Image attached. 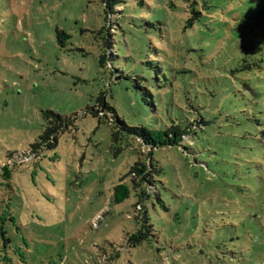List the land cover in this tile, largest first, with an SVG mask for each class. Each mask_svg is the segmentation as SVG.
Instances as JSON below:
<instances>
[{
  "label": "rangeland",
  "instance_id": "obj_1",
  "mask_svg": "<svg viewBox=\"0 0 264 264\" xmlns=\"http://www.w3.org/2000/svg\"><path fill=\"white\" fill-rule=\"evenodd\" d=\"M172 1L205 16L158 24ZM189 106L209 123L178 146L151 149L115 117L161 126ZM43 110L71 121L33 150ZM4 165L13 264H264V0H0ZM121 178L134 188L115 203Z\"/></svg>",
  "mask_w": 264,
  "mask_h": 264
},
{
  "label": "trees",
  "instance_id": "obj_2",
  "mask_svg": "<svg viewBox=\"0 0 264 264\" xmlns=\"http://www.w3.org/2000/svg\"><path fill=\"white\" fill-rule=\"evenodd\" d=\"M104 1L105 4L108 7H112L113 5L117 3H124L125 0H101ZM183 2H186L187 0H182ZM140 2L137 4V7H140ZM170 9L172 8L173 13L169 14L166 20L163 22L161 20H157L156 22L158 24L165 23L168 28H171L173 26H176L177 24H181V27L183 28V32L189 27H192L195 24H198L201 22V18H203L205 15L201 14L199 12V9L197 7H194L192 3L188 2L185 6H178L175 4V2L172 1V3L169 5ZM201 8V10H204V6H198ZM125 9V8H124ZM122 9L120 11V17H122V14L125 10ZM106 11L104 10V14ZM185 16V17H184ZM105 31V29H102V31ZM107 46L112 45L111 39H105L104 40ZM104 52V51H103ZM113 52L114 49H113ZM114 54L112 55V57ZM111 57V58H112ZM99 64L104 65L107 61L106 56L104 53L100 54L99 56ZM110 59V58H109ZM139 79L148 82L149 84L156 85V81H159L161 79L160 73L155 71V73H152L150 77H145L144 75L138 76ZM142 85V84H141ZM140 85V86H141ZM148 92V86H143ZM103 107L109 109L111 112V115H114L115 111L111 106L104 105ZM191 109L187 108H181L180 111H178V115L174 117H168V122L161 125L156 126V122H153L151 125L147 126H133L130 127L126 125L125 120L121 119L118 116L116 117V122L118 124V129L126 131L127 133H131L137 138H140L141 141L147 145L149 148H157L160 146H178L180 145V142L183 141L185 137H191L193 136L197 130H203L205 129V126L207 123H209L208 117L207 119L204 118L202 112H200L195 107L189 106ZM196 111V115L193 114V112ZM42 117L45 120V128L43 132L37 137L35 142L32 144L33 150H41L43 148H49L57 143V136L63 132L64 130L68 129L67 126L69 125L71 119L66 116L59 113H55L51 110H43L42 111ZM100 120H103L100 118ZM116 128V127H115ZM119 130L113 131V137H116L119 133ZM25 158H28V156L23 153L18 157L19 160H23ZM139 164L136 163L134 166L131 167L130 173L133 172H142L141 169L138 168ZM1 176L4 179H8L10 176V169L7 168V165H4L1 167ZM149 181V180H148ZM152 184H151V182ZM149 185H150V193H154L157 188L155 184V179H150ZM130 186H133L134 188V182L131 180V184L127 181L123 180L121 178V182L114 185L113 192H112V201L115 203L121 202L123 199L127 198L130 193ZM146 189V186H144ZM141 193V192H140ZM139 193V195H140ZM2 213H0V263L2 264H13L14 261H20L24 262L26 256L23 252L25 250L23 247H19V245H12L10 238L7 237L6 232L3 227V221ZM4 230V231H1ZM4 239L7 241V245H4ZM137 239L138 240H141Z\"/></svg>",
  "mask_w": 264,
  "mask_h": 264
}]
</instances>
